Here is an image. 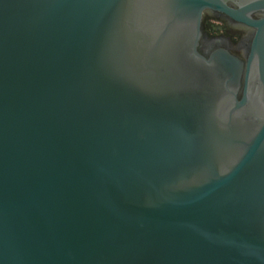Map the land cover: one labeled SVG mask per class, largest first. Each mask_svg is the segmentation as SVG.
<instances>
[{"label": "water", "instance_id": "1", "mask_svg": "<svg viewBox=\"0 0 264 264\" xmlns=\"http://www.w3.org/2000/svg\"><path fill=\"white\" fill-rule=\"evenodd\" d=\"M227 1L0 0V264H264V0ZM206 9L257 28L241 98Z\"/></svg>", "mask_w": 264, "mask_h": 264}, {"label": "flooded vegetation", "instance_id": "2", "mask_svg": "<svg viewBox=\"0 0 264 264\" xmlns=\"http://www.w3.org/2000/svg\"><path fill=\"white\" fill-rule=\"evenodd\" d=\"M253 0H228L230 7L235 9L247 6ZM253 19L264 18V9L249 12ZM257 28L245 21L236 20L224 12L206 9L202 18V37L200 51L209 56L213 51L225 49L244 62L241 85L238 97L244 92L247 75V63L252 51ZM253 72V76L256 75Z\"/></svg>", "mask_w": 264, "mask_h": 264}]
</instances>
